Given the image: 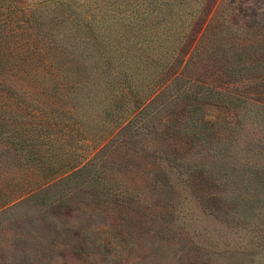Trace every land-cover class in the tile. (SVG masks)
Segmentation results:
<instances>
[{
	"label": "rangeland",
	"instance_id": "374dc122",
	"mask_svg": "<svg viewBox=\"0 0 264 264\" xmlns=\"http://www.w3.org/2000/svg\"><path fill=\"white\" fill-rule=\"evenodd\" d=\"M207 2L194 51L157 75L167 85L112 137L101 140L109 126L64 87L21 109L33 160L9 147L3 191L86 154L81 176L93 179L55 183L1 213L0 264H264V0Z\"/></svg>",
	"mask_w": 264,
	"mask_h": 264
},
{
	"label": "trees",
	"instance_id": "16d2710c",
	"mask_svg": "<svg viewBox=\"0 0 264 264\" xmlns=\"http://www.w3.org/2000/svg\"><path fill=\"white\" fill-rule=\"evenodd\" d=\"M82 1L86 8L74 0H0V142L5 143L0 158L6 165L14 158L7 153L11 145L21 162L33 160L25 146L36 138L20 128L28 118L21 109L41 107L34 95L54 96L61 87L81 93L94 106L96 117L109 126L101 140L112 137L167 85L157 75L176 71V64L194 51L209 15L207 0ZM198 20L204 22L200 30ZM178 74L174 77L182 76ZM73 99L78 103L77 95ZM199 118L197 124L206 119ZM76 128L71 129L83 130ZM89 138L97 137L93 133ZM86 156L45 177L37 173L33 185L18 191H3L1 183L0 214L55 183L92 180L93 175L81 176Z\"/></svg>",
	"mask_w": 264,
	"mask_h": 264
}]
</instances>
